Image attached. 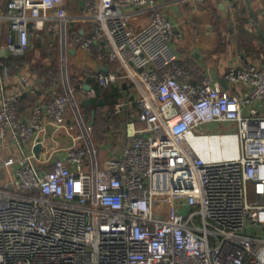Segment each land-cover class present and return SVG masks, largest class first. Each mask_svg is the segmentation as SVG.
<instances>
[{
    "label": "built area",
    "instance_id": "built-area-1",
    "mask_svg": "<svg viewBox=\"0 0 264 264\" xmlns=\"http://www.w3.org/2000/svg\"><path fill=\"white\" fill-rule=\"evenodd\" d=\"M168 4L83 0L75 13L67 0H7L0 17L17 33L5 46L16 54L39 30L55 40L91 23L67 49L107 62L91 74L120 91L104 114L126 142L102 154L66 88L36 94L26 116L22 93L5 95L0 140L19 154L0 161V264H264V66L230 67L228 88L209 74L191 81L175 62L183 33ZM141 8L151 20L134 29L130 12ZM220 122L235 131L202 129ZM190 135L232 136L236 154L205 158Z\"/></svg>",
    "mask_w": 264,
    "mask_h": 264
},
{
    "label": "crops",
    "instance_id": "crops-1",
    "mask_svg": "<svg viewBox=\"0 0 264 264\" xmlns=\"http://www.w3.org/2000/svg\"><path fill=\"white\" fill-rule=\"evenodd\" d=\"M166 1L169 4L163 10L183 33V39L174 45L175 62L187 67L191 81L199 82L204 75L209 74L222 83L227 70L232 66L251 63L264 66V0ZM82 2L83 0H67V8L70 12L78 13L82 9ZM6 8L7 0H0V14ZM152 13L151 8L131 11L129 18L132 27L139 29L149 23ZM90 27V22H72L67 27L69 36L62 35L55 40L39 30L31 36L28 51L16 54L5 46L10 34L17 40V33L12 30L9 22L0 17V106L5 95L22 93L18 112L26 116L33 108L30 95L37 93L50 97L66 88L74 101H71L72 106L77 104L74 108L80 109L90 122L91 115L83 107L88 93L84 85L89 83L87 77H90L92 70L98 66L104 67L107 62L96 61L95 55L90 52L79 49L73 52L72 48L67 49L72 45V33L77 28L88 30ZM21 55L27 56L22 64L8 62L13 56ZM73 61L83 72V77L79 76V80H75L72 73ZM52 71H56L55 80L51 78ZM23 76L27 79L22 80ZM229 91L240 93L245 89L230 88ZM120 94L118 90L117 97ZM117 97L109 100L112 101L110 103H114ZM106 106L101 112L107 123L104 133L106 139L101 145L96 139L95 130L93 132L95 142L105 151L102 152L105 155L111 154L112 146L120 147L126 142L124 138L111 137V128L104 114ZM69 109L71 113L72 107ZM18 154L19 149L10 140H0V161Z\"/></svg>",
    "mask_w": 264,
    "mask_h": 264
},
{
    "label": "trees",
    "instance_id": "trees-1",
    "mask_svg": "<svg viewBox=\"0 0 264 264\" xmlns=\"http://www.w3.org/2000/svg\"><path fill=\"white\" fill-rule=\"evenodd\" d=\"M25 59H27V56H13L10 60H8V62L10 61H14V64H22L23 61H25ZM40 70L42 71V67H40ZM49 74V73H46ZM51 78L52 80L56 79V71H52L51 72ZM97 81V80H96ZM87 82L91 83L94 85V87L96 88V92H97V96L96 98H92V102L89 105H83L84 110L91 115V111L92 109H96V116H95V123H94V130H95V136L97 141L99 142V145H101L100 143H102L106 138H105V129H106V125L107 123L104 122L103 118H102V109L104 108V106L110 104L109 100L114 99V97H117L118 95V88L115 87L113 90L114 91H107V88H103L99 85V83L97 85L94 84V82L90 79V77H87ZM37 93H34L32 95H30L31 97V103L33 104L32 107H34V105L36 104L37 98L35 96ZM29 97V96H27ZM99 97H104L105 99V104L103 106H100L98 104V98Z\"/></svg>",
    "mask_w": 264,
    "mask_h": 264
},
{
    "label": "bare ground",
    "instance_id": "bare-ground-1",
    "mask_svg": "<svg viewBox=\"0 0 264 264\" xmlns=\"http://www.w3.org/2000/svg\"><path fill=\"white\" fill-rule=\"evenodd\" d=\"M235 138L232 136H197L190 135L191 144L203 157L225 158L236 154Z\"/></svg>",
    "mask_w": 264,
    "mask_h": 264
},
{
    "label": "rangeland",
    "instance_id": "rangeland-1",
    "mask_svg": "<svg viewBox=\"0 0 264 264\" xmlns=\"http://www.w3.org/2000/svg\"><path fill=\"white\" fill-rule=\"evenodd\" d=\"M71 65H72V73H73V76L75 77V80H79V76H81V78H82L83 77L82 70L76 66L74 61L72 62ZM81 72H82V74H81ZM90 79L94 82L95 85L98 84L94 75L91 74ZM113 89L114 88H107V91H111V90L114 91ZM202 129L204 131H211V132H223V131H227V130L235 131L236 125H235V123H229L228 124L225 122L210 123V124H204ZM102 152H105V151L102 149Z\"/></svg>",
    "mask_w": 264,
    "mask_h": 264
},
{
    "label": "water",
    "instance_id": "water-1",
    "mask_svg": "<svg viewBox=\"0 0 264 264\" xmlns=\"http://www.w3.org/2000/svg\"><path fill=\"white\" fill-rule=\"evenodd\" d=\"M72 51L74 52L75 50L73 49ZM102 70L103 71H107V67H103ZM222 83H223V85L225 87H227V83H226L225 80H222ZM92 88H93V85L90 84V83H86L84 85V89H86L87 91L91 90ZM91 102H92V97H87L86 99H84V104L85 105H89ZM98 104L100 106H103L105 104L104 97H99L98 98ZM95 116H96V109H92V111H91V119H90V123L91 124H94L95 123ZM39 149H40V146L39 145L35 147L36 153H38Z\"/></svg>",
    "mask_w": 264,
    "mask_h": 264
}]
</instances>
